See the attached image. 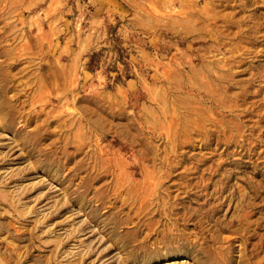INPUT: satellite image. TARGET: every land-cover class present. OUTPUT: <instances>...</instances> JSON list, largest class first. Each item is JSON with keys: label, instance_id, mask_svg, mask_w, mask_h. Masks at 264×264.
<instances>
[{"label": "rangeland", "instance_id": "obj_1", "mask_svg": "<svg viewBox=\"0 0 264 264\" xmlns=\"http://www.w3.org/2000/svg\"><path fill=\"white\" fill-rule=\"evenodd\" d=\"M0 264H264V0H0Z\"/></svg>", "mask_w": 264, "mask_h": 264}]
</instances>
